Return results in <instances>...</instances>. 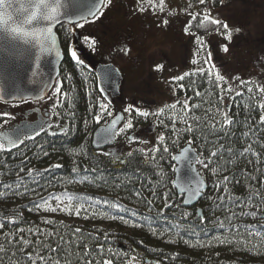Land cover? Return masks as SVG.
Returning <instances> with one entry per match:
<instances>
[{"label":"trees","instance_id":"trees-1","mask_svg":"<svg viewBox=\"0 0 264 264\" xmlns=\"http://www.w3.org/2000/svg\"><path fill=\"white\" fill-rule=\"evenodd\" d=\"M135 1L153 16L185 18V33L201 40L225 31L222 22L210 23L207 9L226 0ZM204 15L209 20L201 25ZM65 27L57 28L63 46ZM70 40L50 93L66 92L54 114L58 130L13 148L0 141V264H264V96L234 90L213 66L195 60L173 85L186 127L159 119L148 150L138 140L106 156L92 138L113 104L95 71L72 58L76 36ZM187 144L207 182L192 208L173 186L175 157Z\"/></svg>","mask_w":264,"mask_h":264},{"label":"rangeland","instance_id":"rangeland-1","mask_svg":"<svg viewBox=\"0 0 264 264\" xmlns=\"http://www.w3.org/2000/svg\"><path fill=\"white\" fill-rule=\"evenodd\" d=\"M207 12L229 26L230 40L226 31L205 40L187 35L185 18L168 12L153 16L150 7L140 11L135 0H110L96 20L74 29L77 60L93 70L98 64L113 63L124 76L118 99L113 100L101 87L113 104L112 117L118 112L125 115L119 140L105 149L107 152L118 156L127 143L138 140L148 150L144 144L153 139L159 119L167 127H186L188 116L173 85L194 60H207L234 90L264 96V91H259L264 89V0H226ZM23 109L17 103L0 102L1 127L18 121ZM133 119L136 126L125 128L128 120L133 125ZM57 124L54 120L50 129L58 130Z\"/></svg>","mask_w":264,"mask_h":264},{"label":"water","instance_id":"water-1","mask_svg":"<svg viewBox=\"0 0 264 264\" xmlns=\"http://www.w3.org/2000/svg\"><path fill=\"white\" fill-rule=\"evenodd\" d=\"M95 7L96 0H43V3L41 0H0V102L21 103L48 98L65 58L57 28L93 20L97 15H89ZM53 8L54 14L51 13ZM45 14H52L54 18L45 19ZM86 16L87 19H82ZM29 18L32 19L31 24L26 22ZM17 29L33 35L22 36ZM45 29L50 31L44 32ZM37 34L39 39L36 38ZM45 35L50 43L44 42ZM106 72L111 73V80L104 78ZM95 74L104 91L113 100L121 96L124 76L115 64H98ZM118 117L123 119L117 121L115 134H112L107 130ZM124 119V113L118 112L106 124L100 125L93 134V147L96 150H105L115 144ZM41 125L39 121H23L12 130L0 133V138L6 142L8 148H13L19 143L10 144L9 138L16 139L18 133L23 137L35 135L41 131ZM105 138L107 142L97 146V141ZM197 160L198 152L191 144L184 146L175 157L173 186L177 194L182 196L185 208L198 206L207 188V182L197 167ZM197 188L199 192H196ZM188 190H192L191 195ZM185 200L189 203L186 204ZM198 212L201 215V209Z\"/></svg>","mask_w":264,"mask_h":264},{"label":"snow or ice","instance_id":"snow-or-ice-1","mask_svg":"<svg viewBox=\"0 0 264 264\" xmlns=\"http://www.w3.org/2000/svg\"><path fill=\"white\" fill-rule=\"evenodd\" d=\"M41 2L43 3V0H41ZM203 2H204V0H200V3H203ZM104 3H105V0H96L97 7H95V10H94L89 16H93V17H94V16H96V15H99V13H100V11H101V8H102V6L104 5ZM45 6H46V5H45ZM143 10H144L143 8L140 9V11H143ZM51 13H52V14L55 13V9H54V8L51 9ZM52 14H45V15H44V18H45V19H49V20H51V19L54 18ZM34 15H35V14H34ZM87 18H88V17L86 16V17H83L82 19H87ZM192 19L195 20V19H196V16H193ZM208 20H209L208 15H204L203 18H202V20H201V25L204 23V21H208ZM26 22L29 23V24H31V23H32V19L29 18ZM165 23H167V21H165ZM210 23L213 24V25H217V26L221 25V22H220L219 20H217V19H211ZM222 26H223V28L225 29V31L227 32L226 39H229V40H230V39L232 38V32L229 30V26H228L227 24H223ZM185 30L187 31V29H185ZM16 31H17L20 35H22V36L33 35L32 33H29V32H27V31H25V30H23V29H17ZM43 31H44V32H47V31H50V30L45 29V30H43ZM237 31H239V29H237ZM36 38L39 39V35H38V34L36 35ZM43 40H44L45 43H50V41L48 40V38H47L46 35L43 37ZM93 43H94V41H93ZM201 43H202V42H201ZM224 51L227 52V51H228V48H227V47H224ZM71 56H72V58H73L74 60H77V52H76V51H72V52H71ZM78 62H80V61H78ZM193 63H196V61L194 60ZM207 63H208V61L205 60V64H207ZM201 71H202V70H201ZM185 75H188V74L186 73ZM104 78H105L106 80H111V79H112V75H111V73H110V72H106ZM178 79L183 80L184 77L181 76V77H179ZM217 79H218V80H222L223 77L217 76ZM56 91H59V89H56ZM259 91H264V89H259ZM248 92H249V93H252V88H248ZM237 95H241V93H237ZM187 106H188V105H187V101H185L184 107L187 108ZM260 106H261V107H264V104H262V105H260ZM172 107L175 108L176 105L173 104ZM99 108H100L101 112H103V111L106 109V105H104V104H100V105H99ZM138 114L141 115V116H148V115H149L148 112H138ZM57 115H59V113H57ZM95 119H96L97 122H99V120H100V116L97 115V116L95 117ZM122 119H123V117H118L116 120H113V121H112V124H111V126H110V128H109L107 131L111 132L112 134H115V131H114V130H115V127H116L117 121H118V120H122ZM261 121L264 122V117H261ZM226 123H227V124H231V123H232V120H231V119H227V120H226ZM47 126H48V127H51L50 124L47 125ZM132 126H133V125H132V121H131V120H128L127 123L124 125V127H125V128H128V129H131ZM41 127H45V125L42 124ZM62 131H63L64 134L67 133V129H66V128L63 129ZM189 131H191V128H189ZM37 134H38V133H37ZM55 134H56L55 132L52 133V135H55ZM24 135H27V134H24ZM30 138H31V137H30ZM160 139L163 140L164 137H160ZM8 142H9L10 144H14V145L17 144V143H22V142H23V136H22L20 133H18L16 139L9 138V141H8ZM106 142H107V138H105V139H103V140H98V141H97V146H99L100 143H106ZM2 147H3V145H0V148H2ZM142 151H143V150H142ZM164 151H167V148H165ZM186 151H187V150H186ZM45 154H47V153H45ZM103 155H106V156H107V155H111V154H110V153H103ZM131 155H132V153L129 152V156H131ZM211 155H212V156H215L216 153L213 152ZM117 159H119V157H117ZM73 171H76V169H73ZM29 175H31V172H29ZM225 191H227V189H225ZM188 192H189V195L192 194V190H188ZM196 192H199V189H198V188L196 189ZM57 199H59V197H57ZM184 202H185L186 204L189 203L188 200H185ZM80 207H83V205H80ZM184 215H185V217H186V216L188 215V213H185ZM202 218H203V217L201 216V219H202ZM220 226L223 227V223H222V222H221V225H220ZM23 243L26 244V243H28V241L25 240V241H23ZM108 264H111V262L109 261Z\"/></svg>","mask_w":264,"mask_h":264},{"label":"flooded vegetation","instance_id":"flooded-vegetation-1","mask_svg":"<svg viewBox=\"0 0 264 264\" xmlns=\"http://www.w3.org/2000/svg\"><path fill=\"white\" fill-rule=\"evenodd\" d=\"M109 2H110V0H106L104 8L102 11L105 10V8L109 4ZM86 23H88V22H86ZM65 26H67L68 29H67V27H65L62 30L63 37L65 35L67 36V37H65L66 41H65L64 46H63L61 39L59 37L60 43H61V46H62V49L64 52V56H65V50L68 52H69V50L71 51V48H70L71 40H70V38H71V36L73 37L75 35L74 29H76L75 25L74 26L65 25ZM64 61H65V58H64ZM50 96L51 95H49L48 98L43 99V100H39V101H26V102L17 103L19 105L24 106L23 115L22 116L20 115V117L18 118V121L11 123L9 127H1V124H0V133H2L4 131L12 130L18 123L23 122V121H27V122H38L39 121L41 124L45 125V127H42L41 131L38 134L49 130L50 127H48L47 125L50 124L52 126V122L54 120H56L55 116H54L56 108L64 102L65 97H66V92H65L64 88H62L59 90V93L56 96H52V97H50ZM36 104L37 105L39 104L40 106H37ZM34 110H38V112L34 111ZM38 134L31 135V136H24L23 139L30 138V137L34 138ZM0 141L2 144L7 146L6 142L3 141L1 138H0Z\"/></svg>","mask_w":264,"mask_h":264}]
</instances>
